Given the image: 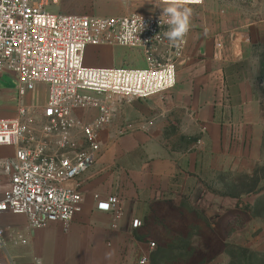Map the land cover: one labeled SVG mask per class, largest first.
<instances>
[{
    "label": "crops",
    "instance_id": "crops-1",
    "mask_svg": "<svg viewBox=\"0 0 264 264\" xmlns=\"http://www.w3.org/2000/svg\"><path fill=\"white\" fill-rule=\"evenodd\" d=\"M190 8L185 46L181 50L171 46L159 57L176 60V85L163 100L165 115L174 120L176 109L186 110L180 116L187 122L185 131L197 134L191 147L169 148L166 156L133 162L131 157L154 141L161 127L133 123L134 131L106 146L105 127L96 162L72 184L84 194L74 220L68 225L53 222L30 229L23 207L0 212V226L6 232L0 264H34L37 257L42 264H134L143 256L150 259L157 244L147 239L142 225L134 228L132 223L139 219L143 224L150 206L161 201L176 207L184 201L203 214L219 242L223 240L219 232L225 231L242 203L251 218L263 221L264 213L257 209L264 202V187L251 195L224 194L214 188V177L208 173L250 174L263 159L264 115L254 93L258 54L253 48L264 50V0H204ZM114 12L130 13L121 6ZM136 64L144 65L141 61ZM31 96L32 92L24 98L27 105L45 104V97L34 104ZM0 98V119L14 117L16 81ZM127 109L121 107L117 119H123ZM1 147L9 148L11 163L13 148ZM2 167L0 164V199L11 186V167L7 171ZM96 194L100 199L121 195L123 217L118 229L112 228L111 212L96 208ZM19 233L25 242H14Z\"/></svg>",
    "mask_w": 264,
    "mask_h": 264
},
{
    "label": "built area",
    "instance_id": "built-area-1",
    "mask_svg": "<svg viewBox=\"0 0 264 264\" xmlns=\"http://www.w3.org/2000/svg\"><path fill=\"white\" fill-rule=\"evenodd\" d=\"M60 1L0 0V72L15 76L17 103L14 117L0 119V146L13 148L11 186L0 199V212L23 207L30 229L74 220L84 194L72 184L96 162L102 130L126 101L163 95L176 85V60L159 56L171 46L183 49L188 33L169 41L161 8L149 14L92 15L58 10ZM203 2L181 0L186 7ZM101 45L139 49L146 65L87 64V48ZM39 84L46 89L45 104L27 105L24 98ZM95 199L98 210L112 213V228L118 229L121 195L100 199L96 194ZM132 225L142 222L134 219ZM5 234L0 226V249ZM18 241H26L23 234ZM134 264L151 263L143 256Z\"/></svg>",
    "mask_w": 264,
    "mask_h": 264
},
{
    "label": "rangeland",
    "instance_id": "rangeland-1",
    "mask_svg": "<svg viewBox=\"0 0 264 264\" xmlns=\"http://www.w3.org/2000/svg\"><path fill=\"white\" fill-rule=\"evenodd\" d=\"M120 6L129 10L130 13L140 14L153 13L159 8L150 0H127L123 2L116 0H61L57 9L69 13L119 15L114 11L118 10ZM253 50L258 54L257 69L253 73L254 93L255 97L260 100L264 115V50L262 51L258 48H253ZM116 58L119 60L118 63L115 62ZM135 61H141L144 63L143 66L146 65V59L141 50L122 46H89L85 56V62L89 65L143 67L135 65ZM3 72L0 77V95L7 93L12 88L13 82L16 81L12 72ZM164 95H154L150 98L126 101L122 105V107L126 106L128 108L123 115V119H117L116 116L114 121L106 126L104 145L117 143L128 132L134 131L135 127L130 126L133 123H145V128L156 123L161 127L160 134H157L154 141L141 147L137 156L131 157L133 162L138 159L166 156L169 153V148H177L179 150L190 148L197 134L185 131L184 124L187 122L183 121L180 116L186 110L179 107L176 109L177 117L174 120L168 119L165 115L163 101L167 99ZM44 97L46 100L45 86L39 84L32 92V103H40ZM0 100L2 99L0 98ZM0 157L2 162L5 163L4 167H2L3 170L7 171L11 161L9 148L1 147ZM208 175L214 177V188L222 193L231 192L242 196L256 193L264 187V149L263 159L255 165L250 174L243 172H209ZM2 186L0 181V187ZM168 205V208L171 207V214L175 218L177 215L175 210L178 207L170 203ZM244 209L245 204L242 203L240 210L234 213L231 222L225 227V231L219 232L223 240L227 241L225 243H223V240L219 242L218 236L205 226L203 218H207L203 214L198 213V211L190 213L185 210L184 214L180 215L178 219H172L173 221L169 222L168 228L175 237L167 238V240L161 237L163 244H172V249L168 255L170 263L264 264V217L262 218L263 221L258 218H251ZM257 210L264 213V202L258 206ZM165 215H167L166 211H164L162 216ZM162 226L163 224H160V229H163ZM158 227L157 225L156 228L159 229ZM179 233L182 234V237L177 241Z\"/></svg>",
    "mask_w": 264,
    "mask_h": 264
},
{
    "label": "trees",
    "instance_id": "trees-1",
    "mask_svg": "<svg viewBox=\"0 0 264 264\" xmlns=\"http://www.w3.org/2000/svg\"><path fill=\"white\" fill-rule=\"evenodd\" d=\"M223 193L234 194L231 192H223ZM168 207H169L168 203L162 201L152 204L142 224V231L144 235L147 237V239H151L157 244V249L154 250L150 255L151 264H171L168 259V255L170 254V250L172 249V244L171 245L163 244L161 242V237L164 238V240H167V238H174L175 236L171 234L172 232L168 228L169 222L173 221L175 218L178 219L180 215L184 214L185 210L190 213L195 212L192 207H190L186 202L183 201L181 202L180 206L176 208L175 211H177V215L174 218L173 217L174 215L171 214L172 213L171 207L170 208ZM164 211H166L167 215L162 216L164 214ZM203 219L205 222V226L209 227V223L207 219L205 218ZM160 224H163L162 226L163 229H160ZM157 225L159 226L158 227L159 229L156 228ZM178 237H177V241L181 239L182 234L179 233Z\"/></svg>",
    "mask_w": 264,
    "mask_h": 264
},
{
    "label": "clouds",
    "instance_id": "clouds-1",
    "mask_svg": "<svg viewBox=\"0 0 264 264\" xmlns=\"http://www.w3.org/2000/svg\"><path fill=\"white\" fill-rule=\"evenodd\" d=\"M155 6L162 9L161 17H167L165 21L169 30L165 33L169 41L181 40L189 31L192 9L184 6L181 0H150ZM34 264H42L40 258L34 259Z\"/></svg>",
    "mask_w": 264,
    "mask_h": 264
}]
</instances>
